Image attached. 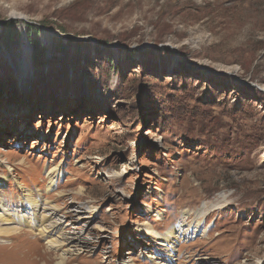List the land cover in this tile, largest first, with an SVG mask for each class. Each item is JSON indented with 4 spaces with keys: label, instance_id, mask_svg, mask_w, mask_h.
<instances>
[{
    "label": "rangeland",
    "instance_id": "rangeland-1",
    "mask_svg": "<svg viewBox=\"0 0 264 264\" xmlns=\"http://www.w3.org/2000/svg\"><path fill=\"white\" fill-rule=\"evenodd\" d=\"M0 176L49 264H264V0H0Z\"/></svg>",
    "mask_w": 264,
    "mask_h": 264
},
{
    "label": "bare ground",
    "instance_id": "bare-ground-1",
    "mask_svg": "<svg viewBox=\"0 0 264 264\" xmlns=\"http://www.w3.org/2000/svg\"><path fill=\"white\" fill-rule=\"evenodd\" d=\"M11 16L15 17V18H22L20 15H16V14H12ZM20 63L22 65H25L26 59L24 56L21 58ZM5 179H6L5 177H2V179H0L1 183H3L5 181ZM19 205H21L22 210H27L28 207H30V205H27V202H21V204H19ZM41 208H42V210H41ZM41 208H40V210L45 212V213H43L40 217L38 216L40 218L38 220V223L41 221V228L37 231V233L31 231V230H33V228L30 225V223H26V225H28L27 230H23L22 228H20V226H18V227H15V226L6 227L5 230H3V228H2V230L0 229V235L1 234L4 235L3 239L7 240V241L0 240V248H5L6 246L11 247L10 248L11 252L8 253L7 256H9L12 259L11 261H13V264H25L26 259L30 260L33 257H35L33 259H35L36 261L37 260L38 261L43 260L44 264L50 263L53 252L50 250H45L41 253H37L38 249H39V246H38L39 244H37L36 239L43 237L44 235H47L50 232L56 231L60 228H64V226H63V223L59 219L53 220L50 223L48 222L49 224H47V225H45V223L43 224L45 218L49 219V216L53 217V216L57 215L56 211H58V210H57V208L55 209L52 207H41ZM47 210H49V211H47ZM203 210H204L203 214L205 217H207V215L210 214V212L212 211L211 208H209V206H207V208H205ZM187 213H188V211H187ZM31 214H35V212H31ZM203 214L201 215V218H198L200 214H198V213L196 214L197 215L196 219L194 221L192 220L193 223L195 222L194 224L191 221L187 220L188 219V217H187L186 221L182 220V222L179 224V226L176 227V229H174V227H173L172 228L173 233L170 234L169 236H164L166 238V240L168 242H170V244L168 242H164L167 245L164 244L162 246H164V247L166 246L168 248V250L172 249L170 238L172 239V244H173L174 243L173 241H176L175 240L176 238H179V237L187 238L190 236L191 233H193V231L198 230L199 227L201 226V224L203 223V217H204ZM188 215H189V213H188ZM23 217H24V215H23ZM28 217L31 218V215L29 214ZM12 220H13V216L11 214L2 213V216H1V212H0V223H2L4 225L5 224L9 225L10 223H14ZM23 221L24 220L21 218L20 224L23 223ZM65 225H67V224H65ZM27 237H29V238H27ZM21 238H22V241L24 239H26V241L30 240L32 244H30V241L27 243L26 242L21 243ZM75 239H77V237H74V238L73 237H66V241L65 242L63 241L65 244H60V242H58L59 244L57 243L58 245L57 244L53 245V247H56V246L61 247L63 245H67V243H71ZM78 241H80V240H78ZM6 242H9V244H5ZM52 242L53 241H51V243ZM49 245H51V244H49ZM67 251H69V250H67ZM169 255H171V254H168V256ZM68 262H69V260L67 258H64V259L62 258V260L57 261L55 264H67ZM29 264H35V262L32 260L31 262H29Z\"/></svg>",
    "mask_w": 264,
    "mask_h": 264
}]
</instances>
